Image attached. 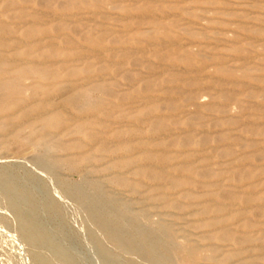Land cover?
Returning a JSON list of instances; mask_svg holds the SVG:
<instances>
[{
	"label": "rangeland",
	"instance_id": "374dc122",
	"mask_svg": "<svg viewBox=\"0 0 264 264\" xmlns=\"http://www.w3.org/2000/svg\"><path fill=\"white\" fill-rule=\"evenodd\" d=\"M263 37L264 0H0V264H264Z\"/></svg>",
	"mask_w": 264,
	"mask_h": 264
},
{
	"label": "bare ground",
	"instance_id": "6f19581e",
	"mask_svg": "<svg viewBox=\"0 0 264 264\" xmlns=\"http://www.w3.org/2000/svg\"><path fill=\"white\" fill-rule=\"evenodd\" d=\"M114 1V0H113ZM60 2V1H59ZM62 2V1H61ZM83 5H85V4H83ZM140 5V4H139ZM143 5V4H142ZM141 5V6H142ZM86 6V5H85ZM84 6V7H85ZM21 7V6H20ZM26 7V6H25ZM150 7V6H149ZM208 7V6H207ZM143 8H145V7H143ZM155 10V9H154ZM16 13H17V11H16ZM101 13V12H100ZM94 14V13H93ZM124 16V15H123ZM125 17V16H124ZM128 17V16H127ZM133 17V16H132ZM155 17H157V16H155ZM77 19V18H76ZM116 21V20H115ZM100 22V21H99ZM192 22V21H191ZM114 25V24H113ZM126 30V29H125ZM88 31V30H87ZM121 31V30H120ZM90 32V31H89ZM86 33V32H85ZM87 35V34H86ZM89 35V34H88ZM250 36V35H249ZM100 37V36H99ZM149 37V36H148ZM264 38V37H263ZM10 39V38H9ZM88 39H90V38H88ZM133 40V39H132ZM35 41V40H34ZM29 42V41H28ZM118 42V41H117ZM238 42V41H237ZM155 43V42H154ZM166 43V42H165ZM54 44H56V42L54 43ZM115 44V43H114ZM92 45V44H91ZM95 45V44H94ZM87 47V46H86ZM122 47V46H121ZM40 48V47H39ZM111 48V47H110ZM128 48H130V47H128ZM38 49V48H37ZM126 49V48H125ZM138 49V48H137ZM98 50V49H97ZM134 50V49H133ZM136 50V49H135ZM57 51V50H56ZM138 51V50H137ZM141 51V50H140ZM136 52V51H135ZM101 53H103V52H101ZM118 54V53H117ZM116 54V55H117ZM54 56V55H53ZM254 57V56H253ZM85 58V57H84ZM10 59V58H9ZM8 60V59H7ZM22 60V59H21ZM92 60V59H91ZM90 60V61H91ZM115 60V59H114ZM61 61V60H60ZM48 62V61H47ZM106 62V61H105ZM249 62V61H248ZM20 64V63H19ZM165 64V63H164ZM170 65V64H169ZM171 66V65H170ZM166 67V66H165ZM164 67V68H165ZM49 69V68H48ZM90 69H92V68H90ZM131 69V68H130ZM76 70V69H75ZM89 70V69H88ZM188 71V70H187ZM7 73H8V71H6ZM145 72V71H144ZM202 76V75H201ZM204 76V75H203ZM13 77H15V76H13ZM88 77V76H87ZM200 77V76H199ZM126 78V77H125ZM202 78H204V77H202ZM219 78V77H218ZM98 80H100V79H98ZM232 81V80H231ZM13 82V81H12ZM228 82V81H227ZM55 83V82H54ZM59 84V83H58ZM174 84V83H173ZM180 86V85H179ZM176 87H178V86H176ZM181 87V86H180ZM159 88V87H158ZM12 89H13V87H12V84L10 83V82H3V81H0V91L2 92V94H3V97L4 98H1V100H0V105H2V104H4V103H6V102H8V97H6V96H8L10 93H11V91H12ZM75 89V88H74ZM17 92V91H16ZM75 92V91H74ZM107 92V91H106ZM47 93V92H46ZM68 93V92H67ZM1 95V94H0ZM16 95V94H15ZM15 95H13V96H15ZM108 95H110V94H108ZM118 95V94H117ZM149 96V95H148ZM146 97V96H145ZM54 98V97H53ZM94 98V97H93ZM142 98V97H141ZM66 99H68V102L70 103V105L71 106H78L77 105V102H78V100H83V101H86L87 102V96H86V91H79V92H76V93H72V95H70V96H68ZM173 99V98H172ZM50 100V99H49ZM158 100V99H157ZM35 102V101H34ZM92 102V101H91ZM138 102V101H137ZM65 103H66V101H65ZM131 103V102H130ZM50 104V103H49ZM122 104V103H121ZM48 106V105H47ZM130 107V106H129ZM134 107V106H133ZM84 108V107H83ZM31 109V108H30ZM247 109V108H246ZM53 110V109H52ZM6 111V110H5ZM18 111V110H17ZM16 111V112H17ZM69 111V110H68ZM15 112V113H16ZM70 112V111H69ZM147 112H149V110L147 111ZM39 113V112H38ZM61 113V112H60ZM42 114H44V113H42ZM45 115V114H44ZM160 115V114H159ZM228 115V114H227ZM32 117V116H31ZM34 117V116H33ZM37 117V116H36ZM48 117V116H47ZM78 117V116H77ZM84 117H86V116H84ZM92 117V116H91ZM49 118V117H48ZM83 118V117H82ZM87 118V117H86ZM80 119H81V117H80ZM49 122V121H48ZM246 123V122H245ZM56 133V132H55ZM68 133V132H67ZM107 138V137H106ZM99 142V141H98ZM96 144V143H95ZM94 145V144H93ZM55 147V146H54ZM254 151V150H253ZM182 152H184V151H182ZM129 155V154H128ZM167 167V166H166ZM194 168V167H193ZM207 172V171H206ZM184 176V175H183ZM181 182V181H180ZM180 182H179V184H180ZM182 183V182H181ZM228 183V182H227ZM230 185H231V183H230ZM183 188V187H182ZM207 190V189H206ZM179 191V190H178ZM208 191H210V190H208ZM167 194V193H166ZM193 194V193H192ZM203 194V193H202ZM168 199V198H167ZM171 199V198H170ZM203 212V211H202ZM206 212H207V210H206ZM216 225V224H215ZM192 227V226H191ZM216 228V227H215ZM219 228V227H218ZM165 231V230H164ZM206 231V230H205ZM250 231V230H249ZM248 231V232H249ZM112 236V235H111ZM167 236V235H166ZM219 236V235H218ZM163 237V236H162ZM199 237V236H198ZM238 237V236H237ZM236 237V238H237ZM167 238V237H166ZM165 238V239H166ZM217 238V237H216ZM227 240V239H226ZM174 246V245H173ZM165 247V246H164ZM162 255V254H161ZM163 258V257H162ZM172 258V257H171ZM173 259V258H172ZM171 260V259H170ZM172 261V260H171ZM174 263V262H173Z\"/></svg>",
	"mask_w": 264,
	"mask_h": 264
}]
</instances>
